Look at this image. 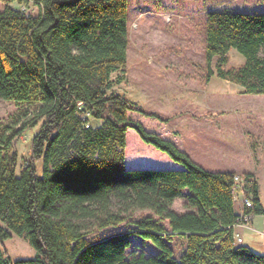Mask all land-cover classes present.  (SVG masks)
Listing matches in <instances>:
<instances>
[{"label":"trees","instance_id":"trees-1","mask_svg":"<svg viewBox=\"0 0 264 264\" xmlns=\"http://www.w3.org/2000/svg\"><path fill=\"white\" fill-rule=\"evenodd\" d=\"M0 1V100L19 105L0 124V264H264V253L233 231L236 173L204 168L130 114L169 118L111 91L112 74L127 63L128 0ZM204 41L207 80L264 94V11L209 9ZM231 49L242 64L227 67ZM129 128L182 167H127ZM28 131L30 158L17 174L13 144ZM240 175L248 212L264 214L253 175ZM178 199L186 210L173 208ZM121 224L128 227L88 238ZM10 231L26 237L33 258L6 253ZM132 235L155 252H136ZM175 238L183 243L177 255Z\"/></svg>","mask_w":264,"mask_h":264},{"label":"rangeland","instance_id":"rangeland-1","mask_svg":"<svg viewBox=\"0 0 264 264\" xmlns=\"http://www.w3.org/2000/svg\"><path fill=\"white\" fill-rule=\"evenodd\" d=\"M3 6L0 1V8ZM12 6L17 7L16 3ZM221 8L264 11V0H128L127 63L125 70L112 74L111 91L125 95L145 110L169 118L167 122H161L137 113L130 114L149 131L163 137H177V145L204 168L233 171L239 166L237 162L241 157L234 155L231 146H238L247 124L237 120L234 124L236 130L231 131L211 117L225 114L235 118V108H230L233 104L249 110L254 102H264V94L243 93L241 85L216 75L207 80L205 14L209 9ZM244 61L240 53L231 49L227 67L238 66ZM215 65L216 58L211 62L214 70ZM18 108L19 105L11 100H0V124ZM37 129L38 126L35 131ZM32 135L33 131H28L13 144L17 174L30 158ZM125 153L128 161L138 159L137 162H144L142 158L146 157L152 165L165 164L159 153L166 154L144 143L132 128L126 133ZM37 166L41 174V163ZM173 208L186 210L181 199L176 200ZM144 214L148 212H138L135 217ZM127 227L126 224L108 227L88 238L94 239ZM10 233L11 237L3 244L6 253L12 259L33 258L35 250L26 237ZM132 241L136 252L141 251L140 245L145 254L155 252L149 241L136 235H132ZM172 244L177 255L182 249V240L175 238Z\"/></svg>","mask_w":264,"mask_h":264},{"label":"crops","instance_id":"crops-1","mask_svg":"<svg viewBox=\"0 0 264 264\" xmlns=\"http://www.w3.org/2000/svg\"><path fill=\"white\" fill-rule=\"evenodd\" d=\"M14 4V3H13ZM12 4V5H13ZM243 91V88H241ZM252 109H243L238 105L233 104L230 108H235L237 116L229 117L228 115L215 116L210 114L211 120L217 121L224 126L226 130L235 131L234 124H237V120L243 124H247L243 128L242 134L244 137L239 138L238 146H231L235 150L234 155L238 154L241 157L237 162L239 166H235L236 174L250 173L258 184V193L261 202L264 206V102H254ZM229 108V109H230ZM226 111V108H222ZM178 144V138L166 137ZM162 157V161L165 163L163 166L152 165L146 160L144 162H137L138 159L125 158L127 167H155V168H181L182 166L166 155L159 153ZM150 163V164H148ZM141 164V165H137ZM159 166V167H158ZM226 171H231L223 169ZM235 211L239 213L241 211V203H234ZM247 212L248 208H244ZM234 234L241 238L240 244H244L252 248L256 252L264 253V214L252 213L249 222L240 221L233 226Z\"/></svg>","mask_w":264,"mask_h":264},{"label":"built area","instance_id":"built-area-1","mask_svg":"<svg viewBox=\"0 0 264 264\" xmlns=\"http://www.w3.org/2000/svg\"><path fill=\"white\" fill-rule=\"evenodd\" d=\"M17 8L20 10L24 11L25 13H29L31 10V5L25 6L23 4H17ZM85 116L90 118V115L88 112L85 113ZM91 124L90 120L85 124L86 127H89ZM234 182H235V187H234V200L235 203H241L242 208L241 211L238 213L239 215V220L244 221V222H249L252 216V212H247L244 208H249L252 207L253 202L249 196H246L243 189L242 185L244 183V179L242 175L236 174L234 175ZM236 239L238 242H241V238L236 236Z\"/></svg>","mask_w":264,"mask_h":264}]
</instances>
